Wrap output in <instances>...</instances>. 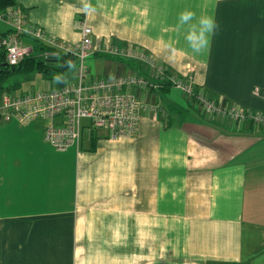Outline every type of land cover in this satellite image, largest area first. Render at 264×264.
<instances>
[{"label":"crops","instance_id":"crops-1","mask_svg":"<svg viewBox=\"0 0 264 264\" xmlns=\"http://www.w3.org/2000/svg\"><path fill=\"white\" fill-rule=\"evenodd\" d=\"M15 5L49 37L76 45L86 24L96 45L139 46L209 97L264 113V0ZM185 8L218 23L202 55L175 32ZM21 44L33 51L34 39ZM87 65L99 77L148 74L100 52ZM134 92L161 110L142 111L128 138L84 128L58 151L45 120L0 124V264H264L263 128L208 116L176 87Z\"/></svg>","mask_w":264,"mask_h":264},{"label":"built area","instance_id":"built-area-1","mask_svg":"<svg viewBox=\"0 0 264 264\" xmlns=\"http://www.w3.org/2000/svg\"><path fill=\"white\" fill-rule=\"evenodd\" d=\"M0 21L10 27L0 33V51L4 52L6 62L10 65L18 64L32 52V49L21 44V38L25 36L61 51L72 52L78 59L76 69L60 84L26 93L4 92L0 97V124L16 120L21 125H29L45 120L44 139L58 151L77 145L84 128L106 130L114 140L134 136L142 111L153 109V105L134 91L157 89L159 81L174 82L208 116L222 115L232 122H248L264 130V113L244 110L234 104L210 98L203 88H196L191 82L168 74V69L158 64L143 49L132 45H96L92 39V28L86 24L82 26L80 42L70 45L56 37L47 36L41 27L30 24L24 10L17 5L1 11ZM97 52L140 61L147 65L148 74L95 76L87 61ZM84 121H87L88 126L84 125Z\"/></svg>","mask_w":264,"mask_h":264},{"label":"trees","instance_id":"trees-1","mask_svg":"<svg viewBox=\"0 0 264 264\" xmlns=\"http://www.w3.org/2000/svg\"><path fill=\"white\" fill-rule=\"evenodd\" d=\"M15 4L16 0H0V12ZM69 61L74 67H69ZM77 64L78 59L74 53L61 51L36 39H34L33 51L16 65L8 64L4 52L0 51V97L6 89H18L23 82V78L32 74H41L49 81L56 80V76H60L61 79L67 78L76 69ZM167 72L172 74L169 70ZM8 83H11L12 86L10 87ZM159 85L157 89L151 91L171 87V83L167 81H159Z\"/></svg>","mask_w":264,"mask_h":264},{"label":"clouds","instance_id":"clouds-1","mask_svg":"<svg viewBox=\"0 0 264 264\" xmlns=\"http://www.w3.org/2000/svg\"><path fill=\"white\" fill-rule=\"evenodd\" d=\"M87 3V0H85ZM218 23L214 15L207 13L197 14L195 11L185 8L176 17L175 32L183 36L186 47L194 55H202L210 51L212 38L218 29ZM175 41H169V47H173ZM70 68L74 67L69 61ZM60 80V76L55 77Z\"/></svg>","mask_w":264,"mask_h":264},{"label":"rangeland","instance_id":"rangeland-1","mask_svg":"<svg viewBox=\"0 0 264 264\" xmlns=\"http://www.w3.org/2000/svg\"><path fill=\"white\" fill-rule=\"evenodd\" d=\"M110 44H113V43H110ZM120 46V45H119ZM123 47H128V46H123ZM132 47H138V48H140L141 50H142V48L141 47H139V46H135V45H132ZM145 51V50H144ZM146 52V51H145ZM147 53V55H150V56H152V58H154V59H156V57L155 56H153V55H151V54H149L148 52H146ZM109 57H113V58H117L118 60H120V61H122V62H130L129 63V65H131L132 66V68L133 67H135L136 66V64H140V65H142L143 67H145V70H147L148 71V67H147V65H145V64H143V63H141L140 61H137V60H135V59H127V58H119V57H115V56H109ZM157 63L158 64H160L158 61H157ZM137 67V66H136ZM134 73H136V74H144V73H139L138 72V69H136V70H132L131 72H129L128 74H125V75H133ZM170 74V73H169ZM146 75V74H145ZM170 75H172L173 77H180V79L182 80V81H188V82H191L196 88H200L199 86H197L196 85V83H195V81H194V79H193V77L192 76H190V75H178V74H170ZM172 77V78H173ZM62 80V82H64L65 81V78H64V80L63 79H61ZM51 84H57V82H52V81H48L43 75H41V74H38V73H36V74H32V75H30L29 76V78H27V79H24L23 80V82H22V84H21V86L19 87V89H17L16 91L17 92H20V93H26V92H29V91H33V90H35V89H40V88H49V86H51ZM60 84V83H59ZM8 85L11 87L12 86V84L11 83H8ZM55 86V85H54ZM171 87H176L175 86V84H174V82L171 84ZM177 88V87H176ZM178 90H180L179 88H178ZM143 91H150V90H143ZM151 92V91H150ZM204 92H206L205 90H204ZM11 93H14V92H11ZM184 94V93H183ZM144 100V99H143ZM156 105H159V106H156ZM152 106V105H151ZM157 108V109H156ZM160 110H161V105L159 104V103H154L153 104V109H152V111L154 112V113H157L158 114V112H160ZM84 122H86V121H84ZM125 138H128V137H125Z\"/></svg>","mask_w":264,"mask_h":264}]
</instances>
